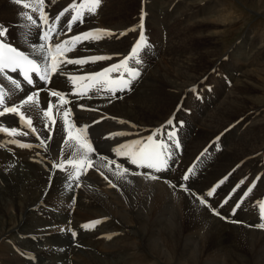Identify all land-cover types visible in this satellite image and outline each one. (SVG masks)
<instances>
[{"label":"bare ground","instance_id":"bare-ground-1","mask_svg":"<svg viewBox=\"0 0 264 264\" xmlns=\"http://www.w3.org/2000/svg\"><path fill=\"white\" fill-rule=\"evenodd\" d=\"M145 1V16L154 21L153 30L150 29L156 39L154 51L148 49L146 54H141L143 64L138 67L142 74L131 90L119 91V85H108L117 89L113 94L107 87L96 91L100 87L97 81L106 77L74 82L69 77L95 74L129 54L139 30L119 34L139 22L142 0H102L97 13H85L84 22L74 24L71 31L67 29L66 18L72 13H66L56 25L61 34L53 35L49 44L42 39L47 28L38 13L23 8V3L30 0H22L21 4L15 0H0V26L7 29L4 41L36 56L41 65L47 62L46 53L38 50L41 44L53 46L92 29H107L117 34L99 41H84L65 53L67 59L92 56L112 59L84 65L62 64L48 82L38 78L29 86L17 73L8 70V75L21 82V89H16L0 76V86L7 93L0 110L20 104L30 92L47 90L39 92V107L25 105L23 108L39 138L27 128L23 129L29 132L27 136L0 132V264H153L156 260L164 264L169 256L172 261L184 263L188 260L190 263L198 261L196 264H264V230L249 227L262 222L259 204L264 202V111L250 102L253 91L249 88L255 90L258 81L245 80L253 72L264 71V47H251V43H247L248 52L243 50L242 53L239 47L235 48L230 55L235 65L229 64L224 70L234 79L237 91L242 86L250 95L233 92L223 99L214 96L201 102L197 98L193 104L187 100L189 88L196 86L218 60L214 62L211 58L217 52L213 45H193L192 41L208 34L201 22L206 25L226 22L230 17L220 20V13L232 8L221 6L220 13L215 11L209 16L216 8L211 7L199 17L189 0ZM81 2L46 0L44 10L51 23L65 7ZM130 5L140 6L139 15H125L124 9ZM180 9L181 16L177 17L175 14ZM160 10L168 12L161 14ZM25 12L37 19L38 26L26 20ZM192 22H199L200 27L195 23L192 28ZM179 25L189 28V35L176 31ZM164 30L169 33L165 46ZM145 34L150 42L148 33ZM208 35V38L212 36ZM160 55L164 56L156 59ZM163 72L165 78L161 79ZM51 90L66 94L70 103L59 106L58 98L49 96ZM48 99L53 109L44 117ZM179 103L181 108L177 111ZM188 107L193 108L190 113L185 111ZM66 109H71L68 119L77 126L91 125L88 135L100 156L114 159L129 169L125 178L118 179L102 166L105 162L95 156V166L84 171L78 180L53 166L69 158L63 143L66 136L61 130ZM174 113L175 120L183 122L182 126L177 125L181 151L176 147L170 149L169 169L157 173L116 155L115 148L153 134V130L165 126ZM93 121L99 123L93 124ZM45 123L53 129L51 139H47ZM247 124L251 126L243 132L241 126ZM0 126L20 129L18 118L12 114L0 118ZM115 133L128 135L109 138ZM12 139L33 147H18L10 142ZM42 139L47 151L39 146ZM159 139L167 138L161 135ZM190 166H195V175L187 172ZM112 168L116 170L115 165ZM185 174L190 176L188 181L181 179ZM148 175H157L160 179L151 180ZM221 180L223 184H219ZM218 184L213 196L208 197L207 192ZM252 184H255L253 191L244 195L240 207L235 208ZM181 185L190 187L196 196L185 193ZM199 196L208 200L228 222L201 205ZM225 200L228 202L223 203ZM96 220L102 223L94 228L83 227Z\"/></svg>","mask_w":264,"mask_h":264},{"label":"snow or ice","instance_id":"snow-or-ice-1","mask_svg":"<svg viewBox=\"0 0 264 264\" xmlns=\"http://www.w3.org/2000/svg\"><path fill=\"white\" fill-rule=\"evenodd\" d=\"M51 3H55L56 0H50ZM15 3L21 4L22 0H15ZM102 0H82L81 3H72L68 7H65L62 11L55 15L54 19L50 23L48 13L45 12L46 0H30V2H24L23 8L31 9L33 13H38L39 20L43 22V26L47 28L46 31L42 33V39L47 42L49 41L53 35L59 36L61 33L57 29L56 25L61 22V18L65 17L66 13H72L66 18L67 21V29L69 31L72 30L74 24L83 23L85 18V13L88 15H94L97 13L98 8L100 7ZM24 17L27 21L31 23L33 26H38V21L33 17V15H29L25 12ZM144 19L145 13L142 11L139 24L131 27L126 30L124 33H120L119 35H126L128 31L137 32L139 30V35L134 43L133 47L130 49V52L127 56L121 59L119 62L114 63L107 68H104L101 72L95 74H89L87 76H71L69 77L70 81L76 80H94L96 77H106L101 81H97L100 84V87L96 89V91H100L107 87L108 85H119V91L131 90V86L135 81L141 77V69L138 66L143 64L142 53L147 52L149 48L152 47L149 42L144 29ZM7 35V29L3 26H0V76H4L12 85L15 86L16 89H21V82L17 79H14L12 76L8 75V70L11 72L17 73L18 75L23 76L24 82L27 85H34V81L30 76L29 72L35 73L41 81L48 82L53 73H56L62 64H75V65H84L89 62H97L112 59V57L108 56H92L88 58H78V59H67L65 53L72 51L76 44H81L84 41H99L106 37H112L117 35L113 33L111 30L107 29H92L86 32H82L78 35L71 37L68 40H63L59 43H56L53 46H49L47 43L41 44L39 46V51L42 53H46V63L43 65L37 63L35 59H31L29 55H26L25 52L19 51L16 48L10 46L8 43L4 41V37ZM55 53V54H54ZM110 74H116L115 77ZM108 91L115 92L116 88L107 87ZM47 91L46 89H40L36 92H30L26 95L25 98L22 99L20 104L5 106L0 110V118L5 117L7 114H12L14 117L18 118V123L20 125V129L16 127L8 128L0 126V132L6 133L9 136H27L29 134L28 131H23L24 128H27L31 131V133L36 134L37 138H39V134L37 133V129L33 126L32 119L26 116L23 108L25 105L29 107H39V92ZM64 93L59 91L51 90L49 92L50 97L58 98L59 106L67 105L70 102L65 98ZM7 97V93L4 91V87L0 86V105L5 104V99ZM83 108V106L81 105ZM181 105H178L177 111H179ZM53 104L50 99L47 100V107L43 111V116L48 117L52 113ZM71 114V109H66L63 112L62 116V128L61 130L64 132L66 139L63 140L64 145L68 149L69 158L64 160L62 163L54 164L53 166L60 171H66L69 177H73L75 179H79L80 175L86 171L88 168H92L95 166V161L93 157L95 156L97 159L104 161L102 164L103 167L108 168L109 171L113 172L118 179H123L129 173V169L124 167L122 164L117 163L114 159H109L104 156H100L96 151V148L93 146L89 135L88 129L91 125H80L77 126L74 122L70 121L68 118ZM55 119L52 120L53 128L55 127ZM99 123V121H93V124ZM121 123H124L121 121ZM182 121L175 120V113L169 120L165 122V126L161 128L154 129L153 134H149L146 137L133 139L130 142H126L121 144L119 147L115 148L114 151L116 155L122 156L126 158V160L130 161L131 164L137 165L141 168L153 169L157 173H161L167 169H169L170 164L169 160L172 157V151L170 150L172 147H179L178 141H176L177 136V125L182 126ZM135 127V126H133ZM171 128V131L165 130L166 128ZM45 130L48 133L47 139H51L52 136V128L48 127V124L45 123ZM123 136L128 135L127 133H115L110 134L109 138L113 136ZM166 136V140L159 139V136ZM219 139V138H217ZM169 141L172 143L170 144ZM13 144H16L21 148H31L33 145L28 143H22L19 140L12 139L10 141ZM40 147H43L45 151H47V144L45 140L40 141ZM63 151V149H62ZM112 165H115V171H113ZM195 166H190L187 170L188 173L195 175ZM104 175L103 172L100 173ZM134 175H139L140 173H133ZM147 178L151 180L160 179L157 175H148ZM105 179H108L105 176ZM183 181H188L190 176L185 174L181 177ZM226 179V178H225ZM112 187H116L115 184H112L109 181ZM224 180H221L219 184H223ZM219 184L213 187L211 190L207 192V196H213L216 191V187H219ZM171 187L175 188L176 185L170 184ZM253 188H255V184H252L247 188L244 195H249ZM181 189L190 195L196 196L190 187L181 185ZM199 203L201 205H205L209 208L212 214L216 216H221L220 212L215 208H212L211 204L206 200L203 196L197 197ZM225 200L223 203H227ZM222 206V205H221ZM240 203L235 204V208H239ZM259 219L262 221L257 223L256 225H249V227H256L260 230H264V202H260L259 204ZM233 214H235V209L233 210ZM225 219V217H222ZM236 222V221H233ZM102 223L101 220H96L90 222L88 224L83 225L84 228H94L97 224ZM73 236L76 235L75 232L72 233ZM111 239V236L107 237Z\"/></svg>","mask_w":264,"mask_h":264},{"label":"rangeland","instance_id":"rangeland-1","mask_svg":"<svg viewBox=\"0 0 264 264\" xmlns=\"http://www.w3.org/2000/svg\"><path fill=\"white\" fill-rule=\"evenodd\" d=\"M142 1L146 3L145 0H142ZM188 2L190 3L191 8H193L194 10L198 12L199 17L201 16L203 12H205L207 9L211 7H216V8L213 10V12L209 16L213 15L215 11L220 13L221 6L223 7L228 6L229 8H232V10L228 8L230 10L229 11L227 10V8H225L223 12L220 13L221 14L220 20L227 18V16L230 17L228 18L226 22L216 21L215 24H210V25L209 24L206 25V23L201 22L204 28H206L205 30L208 31V34L212 36L208 38L209 35L207 34L203 38V34H202L200 36L202 39L199 36L195 37L192 41L193 45H196V44L199 46L213 45L217 52H216V55H214L211 58H214L215 60L214 62H216L217 60L218 61H217V64L214 65L215 67L213 66L210 68V71H208L206 76H203L202 79H200V81L196 82V86L192 85V87L189 88L191 92H189V94L187 95V100L195 104V102H197V98L201 99L200 101L202 102L203 99L205 98L209 99L211 97L213 98L214 96H216V98L223 99L228 93L232 94L233 92L235 93L240 92L241 94H244V96H246V94L251 93L249 90L247 91L246 89L242 88V86H239V89H238L239 91H237L236 90L237 86H233L234 79L231 80L230 76L229 75L227 76L224 70L225 68H227V66H229V64L231 67L235 65L233 61L232 62L230 61L231 60L230 55L235 50V48L239 47L241 49L240 53H242L243 50H246L248 52V49L245 48L247 46V43L248 44L251 43V45L249 44L251 47L253 45H257L259 48L264 47V0H189ZM124 10H125V15L127 17L137 16L139 15L140 6L130 5V6H127ZM166 12H168V10H166ZM166 12L163 10L159 11V13L161 14H165ZM175 15L177 17L181 16V9L178 10ZM180 19L182 21V18ZM138 20H139V16H138ZM154 20H156V17H154ZM146 23L148 27L146 26L145 32H147L148 36L150 37V43H154L156 39L151 36L153 34V31L150 32V29L153 30L152 25L154 24V21L153 19L150 18V20L149 19L145 20V24ZM198 23L199 22H192V25L195 24L197 28H199L200 25ZM149 24H151V26ZM195 25L192 26V28L195 27ZM183 26L184 25L177 26L176 31L179 32L182 30L181 31L182 35L183 34L189 35L191 30L189 28L185 29L186 26L185 27ZM164 37L165 38L163 39L164 41L163 46L166 45L165 42L167 43L168 38H169V33L167 31H165ZM153 48H155V46ZM165 48L166 47L163 48V52L165 51ZM149 49L152 50V47ZM163 56L164 55H160L156 57V59L158 58L159 60ZM160 77L161 79H164L165 73L164 72L161 73ZM248 79H251L253 82L258 81L256 84L257 86L255 90L252 88H249L253 91V97L250 102L252 105L254 104L253 106L256 109L259 108L261 111H264V71L263 72L261 71L253 72L250 75H248L245 80H248ZM259 79H262V80L259 81ZM199 83L201 85L198 86ZM188 106H191V105L189 104ZM188 109H186L185 111L187 113H190V111L188 112ZM248 125L251 126V124H247V126L242 125L241 130L245 132L246 128L249 127ZM75 200L76 199H74V201ZM76 202L77 201H75V204ZM48 209L52 210V206H49ZM226 221L228 222V220ZM75 240H76V237H74V241ZM168 259L169 260H167L166 263L164 264H196L198 263V261H194L190 263L188 260H185L186 261L185 263L180 262L178 260L172 261L170 256ZM156 261L157 262L156 263L154 262L153 264H160L158 260ZM207 262H208V259H207Z\"/></svg>","mask_w":264,"mask_h":264}]
</instances>
